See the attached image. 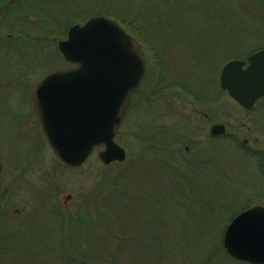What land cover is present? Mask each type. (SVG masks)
Instances as JSON below:
<instances>
[{"label": "rangeland", "instance_id": "374dc122", "mask_svg": "<svg viewBox=\"0 0 264 264\" xmlns=\"http://www.w3.org/2000/svg\"><path fill=\"white\" fill-rule=\"evenodd\" d=\"M88 1L20 0L0 10V162L5 165L0 264H242L227 253L224 234L237 213L264 206V102L246 112L218 79L228 60L264 46V4L231 0L229 23L206 16L217 13L216 1L223 6L227 0H187L200 13L187 20L151 17L149 22L164 27L152 34L158 52L144 48L147 74L118 133L128 158L106 166L96 149L73 168L57 158L43 136L31 94L44 76L68 66L57 44L67 36L68 21L75 17L82 23L86 9L95 10ZM149 4L138 10L170 13L166 5ZM19 33L38 41L22 44L8 37ZM215 54L205 88H210L216 123L226 125L228 135L214 142L217 148L201 159L203 165L149 147L148 136L162 134L166 123L164 88ZM195 86L202 89L195 95L202 93L204 88ZM194 106L173 109L187 117L182 131L203 134L210 125L198 113L202 107ZM171 120L178 123L174 113ZM189 136L208 148L212 144L207 135ZM66 195L74 197L64 206ZM70 242L76 251H70Z\"/></svg>", "mask_w": 264, "mask_h": 264}, {"label": "water", "instance_id": "95a60500", "mask_svg": "<svg viewBox=\"0 0 264 264\" xmlns=\"http://www.w3.org/2000/svg\"><path fill=\"white\" fill-rule=\"evenodd\" d=\"M58 49L74 66L48 74L32 94L52 150L72 167L82 166L97 148H103L99 157L105 165L125 161L127 151L115 138L146 72L142 44L118 20L98 15L73 25ZM221 85L241 106L252 109L264 97V50L251 55L248 65L229 61ZM212 132L225 133V125H215ZM224 247L235 260L264 264V206L250 207L233 219Z\"/></svg>", "mask_w": 264, "mask_h": 264}, {"label": "trees", "instance_id": "16d2710c", "mask_svg": "<svg viewBox=\"0 0 264 264\" xmlns=\"http://www.w3.org/2000/svg\"><path fill=\"white\" fill-rule=\"evenodd\" d=\"M187 0H102V3H100L98 0H89L87 3H93L97 7L94 9H90L89 12L86 11L83 13L84 16H86L83 19V22H85L87 19H89L92 16L95 15H107L112 18L117 19L121 25L130 33H132L135 37L138 38V40L143 43L144 48L148 50L151 54L158 52V44L156 41H154V37L152 34L154 32L156 33V30L159 31V33L162 31V27H164L163 24H160L159 22L157 24H153L152 22H149V19L151 17H155L158 21L162 17H177L176 19H182V20H187L190 19L193 16H199L200 13L196 14V9L192 5H187L185 4ZM104 2V3H103ZM258 2L263 5L264 0H258ZM114 3H121V8H116L114 6ZM162 4L163 6L166 5L167 8L169 9L170 13L168 14L166 11L164 13L158 12L156 10L155 12L150 10L146 11L144 9L138 10V7L141 8L142 4ZM149 4V6H150ZM217 5V13H206V16L209 18L207 20H210L212 17V14L214 15V20L219 19L220 17H224V19H221L223 21H226L224 23H229V21L233 20L232 14L228 13L230 11V8L232 6L231 0H227V3L223 6H220V4L217 3L213 4ZM260 5V6H261ZM264 7V5H263ZM12 11L8 13L7 17L12 16ZM205 14V13H204ZM154 15H157L154 16ZM235 15L234 14V29H237L239 27V22L235 20ZM198 18V17H197ZM175 19V20H176ZM77 18H73L71 21H68L67 26L70 27L71 25L78 23ZM73 22V23H72ZM223 24V23H221ZM161 25V26H160ZM1 26V25H0ZM171 26V23H170ZM10 29H12L11 25H7ZM69 29V28H68ZM264 33V32H263ZM262 33V34H263ZM0 36H4L2 33V30L0 28ZM16 41H18L19 38H23L26 40H29L28 35L27 37L24 36L23 34L19 33L16 36H13ZM33 37H37L34 35ZM258 50V49H257ZM257 50H254L252 53L256 52ZM251 53V54H252ZM61 55V54H60ZM216 56L213 55L212 57H208L207 60L201 65L194 64V66L190 67V73L188 76L184 75V77L181 80H177L174 82V86L180 87V90L188 96L189 94H193L194 92H200L202 89H198L195 84H199L201 88H205L207 84L209 83L208 81V76L212 67L210 62H214L212 58ZM248 56H242L240 59H247ZM229 61V60H228ZM210 69V70H209ZM195 82V83H193ZM220 84V81L218 79V85ZM220 87V85H219ZM195 90H193V89ZM263 161H264V156H263ZM238 214V213H237ZM236 214V215H237ZM235 215V216H236ZM234 216V217H235ZM233 219V218H232ZM26 238H28V235H25ZM64 241H61L62 244ZM223 245V242L220 246ZM66 248V247H65ZM67 249V248H66ZM77 249L75 242H70V251H76ZM68 250V249H67ZM78 251V250H77ZM242 263V262H241ZM242 264H247V263H242Z\"/></svg>", "mask_w": 264, "mask_h": 264}, {"label": "flooded vegetation", "instance_id": "af4514ba", "mask_svg": "<svg viewBox=\"0 0 264 264\" xmlns=\"http://www.w3.org/2000/svg\"><path fill=\"white\" fill-rule=\"evenodd\" d=\"M18 1H20V0H0L1 12H3L6 9H9L8 6L11 7L12 5L16 4ZM8 37L14 38L11 34H8ZM37 39H38V37H34L30 41H28L26 39L19 38L18 41H20L21 43L23 42L22 44H25V42H31L33 40L38 41ZM262 49H264V46L262 48H259L257 51L262 50ZM16 71H20V70H16ZM145 77H146V74L144 76L142 84L144 83ZM142 84H141V86H142ZM35 86H36V84H35ZM174 88H176L177 91L173 92L172 90ZM139 89H138V91H139ZM209 89L210 88H204L202 93H198L196 95H195V93H193V94H189L187 96L186 93H184L180 90V87H176V86L165 87L163 91L166 92L167 97H168L167 103H166V108H165L166 123L164 124L163 131L161 132L159 130L160 133H162V134H160V135L155 134V135H149L148 136L150 138V140L148 141L149 147L151 146V148H155V149L156 148H158V149L162 148L163 153L166 154L167 156H170V157H174V158L178 157L179 159H182V160L188 159V161L189 160H192V161L199 160V162H201L200 164L203 165L204 161H201V159H203V157L206 156L208 153H210V154L214 153V151H215L214 148H217L216 144L214 146V142L217 139L224 137L225 135H228L227 131H226V129H227L226 125H225V133L214 134L212 132V128L219 123H216L217 121L215 119V113H214L213 109H210V107H212L214 105L210 104L213 101V98L211 97L210 91H208ZM138 91L133 96V100L131 102V105H130L127 113H126L125 119L128 116L129 111L134 108L135 103H137V102H135V96L137 95ZM222 91L226 92L227 95L230 97V95L228 94V92L226 90H224L222 88ZM31 100H32V104H33L34 114L37 117L36 110L34 108V102L32 99V94H31ZM261 101L264 102V97L260 98L256 102L255 106L252 109H245L246 112H253V110L255 109L257 104ZM182 103L185 105L191 104L193 109H197L194 106L195 104L199 105L198 108L202 107V110L198 111V113L200 114V117L202 118L203 123L210 125V128L207 132L202 134V132L201 133H193V132L182 131V124L181 123L187 117H184L183 114L180 113L178 110L174 112V109H173L175 107V105L179 104L181 106ZM172 113H174L176 118H177V120H176V122L178 121L177 124L176 123L174 124L173 121L171 120ZM125 119H124V122H125ZM37 121H38V119H37ZM124 122H123V124H124ZM123 124H122V126H123ZM189 135H207V140L212 144H211L210 148H208L205 146V144L203 143L202 140H200V139L194 140V139H192V136H189ZM17 136H22V135H17ZM28 136H30V135H28ZM43 136L45 137V135H43ZM117 137H118V135H117ZM45 139H46V137H45ZM263 164H264V162H263ZM263 167H264V165H263ZM4 169H5V165H3V163L0 162V175L2 174ZM7 192H8V190H7ZM3 196L5 197V195H3ZM73 197L74 196H72L71 199H69V200H66L64 198V200H63L64 206L68 205L72 201ZM14 213L16 215H20L21 209H16L14 211Z\"/></svg>", "mask_w": 264, "mask_h": 264}]
</instances>
